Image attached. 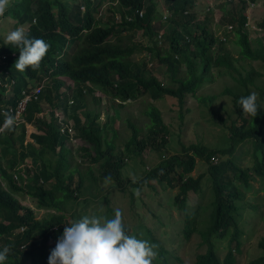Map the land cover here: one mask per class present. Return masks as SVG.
Returning a JSON list of instances; mask_svg holds the SVG:
<instances>
[{
  "label": "trees",
  "instance_id": "trees-1",
  "mask_svg": "<svg viewBox=\"0 0 264 264\" xmlns=\"http://www.w3.org/2000/svg\"><path fill=\"white\" fill-rule=\"evenodd\" d=\"M247 1L253 3L255 0ZM164 2L167 13L159 11L153 0H76L72 6L66 0H16L12 5L15 10L10 16L17 19L18 23H30L27 31L29 37L45 40L50 45V52L56 53L57 58L55 54L49 57L48 51L38 69L33 71L27 68L22 73L14 68V61L19 57L15 52L16 46L0 44V78L11 82L17 80L15 93L8 96L5 94L8 89L0 85V127L5 122V113L13 116L24 94H30L38 87L37 84L41 85L40 76L46 69H51V88L56 91L52 94L51 88L45 89L44 86L40 94L27 103L22 122L14 124L10 130L5 129L0 136V144H7V148L13 142L18 128V140L22 141L26 136V125L43 131L42 134H31L39 148L33 143L20 145L19 158L13 157L7 167L0 163V250L5 245L12 249L6 264H48L49 240L61 237L65 225L72 221V215H77L71 213L69 221L66 207L75 202L76 207H80L78 216H99L96 212H85L78 202L79 195L83 189H88L100 180L106 182L105 178L109 176L111 180L107 182H113L115 190H124L127 183H131L128 188L133 203L134 197L136 199L135 189H157L153 181L162 189L177 188V194L170 202L183 213L186 237L197 230L199 212L209 211L206 226L202 231L198 230L207 249L197 256L194 264H238L237 256L242 254L241 239L245 233L240 223L245 212L244 189L253 187L251 180L256 179V176L264 177V89L259 90L260 100L257 103L260 109L255 118L244 115L237 101L241 96L252 93L249 86L254 85L260 74L252 70L243 74L236 67V59L227 50L226 38L216 36L209 26L213 15L211 9L207 10L201 21L194 11L196 0ZM233 5L232 0H226L219 23L229 25L230 32L235 34L233 42L240 49L242 60L261 61L264 65V40L259 38L252 41L246 30V2L242 1L239 5V14ZM53 9H57L56 13ZM102 9H106L105 14L97 17ZM106 14L104 20L103 15ZM157 17L158 22H154ZM162 17L166 20H162ZM259 26L264 29V20ZM140 31L144 40H149L147 44L145 41H135L132 37H129L128 42L125 41L124 33ZM161 37L163 41L159 39ZM157 39L163 43L162 50L157 46ZM67 43L71 44V50L62 51V45L65 48ZM139 50L147 51L151 61L156 60L164 71V80L154 74L152 64L133 59ZM7 52L14 53L16 58ZM213 70L223 77L228 76L234 83L233 86L225 87L220 94L230 96L234 103L235 120L229 126L230 146L211 149L190 144L183 148L181 154L172 155L162 164L146 171L139 182H126L122 178V170L129 157L138 156L149 148L159 150L168 143V126L164 124L162 113L153 102L167 96L179 100L183 105L189 96L203 105L212 104L219 94L198 95V92L205 83L215 80ZM60 77H67L77 85L75 88L68 87L71 91L65 93L63 102L59 93L63 88ZM24 79L30 83L29 86L21 84ZM82 88H86L85 91ZM94 89L103 92L109 102L119 101L121 105L150 95L153 102L144 112L149 122L141 127L132 116L128 117L125 120L127 133L121 137L113 126L108 129V122L100 124L99 114L88 109L85 92L93 94ZM77 101L78 105H75ZM30 105L32 107L29 110ZM59 106H62L64 115L61 119L56 113ZM46 111H49L50 120L45 118ZM71 130L85 144L77 150L80 162L75 160L73 151L66 147ZM248 140L253 141L255 150V167L251 172L237 166L229 158L214 162L218 155H233L238 144ZM256 153L260 154V158H257ZM26 158H30L31 165L22 166ZM197 159L204 160L209 166L213 199L207 206L197 205L193 212H189V194L201 190L202 176L195 178L191 175ZM95 169L97 176L94 175ZM22 178L25 180L24 185L20 182ZM261 179L264 181V178ZM260 190L264 193V185ZM19 194L30 198L36 208L21 205L17 198ZM142 201L139 200V203L142 204ZM252 208L258 210V207ZM38 210H45L41 219L36 218ZM106 213L110 218L115 215L110 208ZM260 213L264 222V212ZM125 230L129 231L126 226ZM213 236L228 238V250L223 261L216 255L211 240ZM150 242L158 246L156 257L167 262L168 251L164 246L154 238ZM258 247L262 250L261 255L249 264H264V237Z\"/></svg>",
  "mask_w": 264,
  "mask_h": 264
},
{
  "label": "rangeland",
  "instance_id": "rangeland-1",
  "mask_svg": "<svg viewBox=\"0 0 264 264\" xmlns=\"http://www.w3.org/2000/svg\"><path fill=\"white\" fill-rule=\"evenodd\" d=\"M16 0H12L11 6L3 17H0V44L7 45L5 43V36L8 31L18 27L23 26L28 31V26L30 23L26 22L25 24L18 23V20L12 18L10 13L15 10L12 8V5ZM76 0H66L69 6H72ZM242 1L246 2L245 15L247 17V27L246 30L250 34L251 40L262 38L264 40V29L260 28L259 24L264 20V0H255L253 3L248 2L247 0H232L234 3L233 7L236 9V13L239 14L241 9L239 5ZM157 4L159 11L167 13L166 4L164 0H153ZM226 0H196L194 11L197 14V18L201 21L204 20L206 12L208 9L213 11V15L209 20V26L212 28L216 36L221 39L226 38L227 50L230 52L233 58H235L236 67L243 73L249 71H256L260 74L255 79L253 86H249L252 92L258 94L259 90L264 89V65L261 61H249L242 60L240 58L239 51L240 49L234 44L235 34L230 32L229 25H221L219 23L221 17L223 16V7L225 6ZM230 6H228L229 8ZM84 10V8H82ZM81 9L82 12H84ZM57 9H53V12L56 13ZM106 9H102L98 14L99 17L101 14H105ZM159 14V13H158ZM104 20L106 15H103ZM159 16V15H158ZM119 18V16H118ZM162 20H166L165 17H162ZM154 22H158L157 19ZM34 24V22L32 21ZM160 27V25H157ZM163 32V29L160 30ZM125 41H129V37H132L135 41H145L147 44L149 40L141 36V31L137 33L127 34L124 33ZM69 38L68 35L65 36ZM161 41L162 37L159 38ZM158 41L159 50L163 49V43ZM62 45L63 50H71L72 46L70 43ZM4 50V47L2 48ZM60 51V52H62ZM15 52L19 55V48L16 47ZM147 51L139 50L134 54L133 59L139 62H147L148 65H153V72L156 76H159L161 80H164V71L157 65L156 60L151 61ZM9 53V52H8ZM53 51L50 52L48 56L51 57ZM16 61H14L15 64ZM51 69H46L44 73L41 74V80L39 83L45 86V89H50L52 83V73ZM15 71H17L15 69ZM214 75L216 76L214 81L205 83L199 94L211 95V94H222L225 90V87L233 86L234 83L229 80L228 76L223 77L220 73H217V70H213ZM39 79L36 81L38 82ZM63 81V88L60 93V100L65 101V93L70 92L71 87L74 88L77 86L75 83H72L67 77H62L59 79ZM34 83V82H33ZM21 84L29 86L30 83L26 79L21 81ZM53 86V85H52ZM79 89V88H76ZM81 89V88H80ZM84 91L86 88H82ZM52 94H55V89H52ZM6 96L9 95V91H6ZM15 93V92H13ZM93 96V99L91 97ZM86 100H88V109H91L94 114H99V123L104 124L108 122L110 129L112 126L116 129L120 136L123 137L126 135L127 131L125 128L126 119L130 116L133 117L135 123L141 127H145L146 123L149 122V119L145 116V109L152 103V98L150 95H143L135 100L127 101L126 103H121L116 101L115 103L109 102L108 98L103 95V92L98 89L93 91V94L85 92ZM101 98V100L95 99ZM85 100V101H86ZM154 105L161 111L163 122L168 126L169 137L168 143L159 150H153L151 148L145 150L142 154L138 156L132 155L126 160L127 165L122 170V178L126 182L136 183L142 180L146 174V171L153 169L154 167L162 164L170 158L172 155L181 154L184 147H188L190 144H199L207 146L211 149H223L227 146H230L229 143V126L230 123L235 120L234 114V103L230 96L220 95L218 99L213 101L212 104L203 105L201 102H197L195 98L187 97L184 104L182 105L179 100L172 97H165L153 102ZM78 105V101L75 103ZM81 105V104H79ZM122 107H119V106ZM32 105H30L29 110ZM189 110V111H188ZM81 111V110H78ZM57 116L61 119L64 118L62 113V106H59V111L56 110ZM46 119H49V115L45 116ZM222 118L223 120H221ZM22 121V120H19ZM71 124L72 121L68 120ZM26 136L22 140H18L20 134V128H18L13 136V142L9 147L5 148L7 144H0V163L7 167L9 162L13 161L12 158H19V151L21 146H25L28 143H33L36 148H39L35 141L32 139V133L42 134L43 131H38L35 127L26 125ZM70 135L66 141V147L71 149L74 153L75 160L80 162L79 155L77 150L79 147L84 146V142L74 135V132L69 131ZM109 136H111V131H109ZM4 137V136H3ZM119 144V142H118ZM254 143L252 140L243 141L239 143L236 151L233 155L217 156L215 161L216 163L221 161H226L228 158L231 159L237 166L251 172L252 168L255 167L254 159ZM257 158H260V154L256 153ZM94 164V163H93ZM31 165L30 158H26L22 166ZM94 175L97 176V170H94ZM191 175L195 178L202 176V181L200 183L201 190L200 192L189 194L188 204L189 212H193V208H196L197 205L207 206L208 203L213 199L212 192L210 190L212 180L209 177V166L204 160L197 159L194 171ZM260 176H256V179H252L253 187L251 189H244V201L245 203V212L242 225L244 226V235L241 239L242 245V254L237 256L238 264H249L250 261L259 257L262 253V250L259 249L258 244L260 240L264 237V222L261 218V211L264 212V193L260 188L264 185ZM237 178L235 179V182ZM21 184H25V180L22 178L20 180ZM156 190H152L150 187H145L141 190L140 195L134 197V203L132 202L133 198L130 195V186L127 183V187L124 190L118 188L115 190L116 185L113 182H104L98 181L97 183L89 186L88 189H83L82 193L79 195L78 202L81 203V206L84 207L85 212L91 214L96 212L99 217L110 218L107 216L106 211L110 208L113 212L115 209L119 208L122 212V218L124 225L129 229V234H135L138 238L151 241L152 238L158 240V242L164 246L168 251L166 253L167 262H163L156 257L152 264H194L196 262L197 256L206 252L207 245L203 242L202 235L198 230H203L206 226L205 221L209 215L208 210H201L197 216V223L195 229L190 237H186L184 234V220L183 213L178 211L171 204V199L177 194V188L166 187L162 189L155 181L152 182ZM85 184L88 186V180ZM17 198L20 200V204L24 206H33L35 207L34 202L28 198L23 197L22 195H17ZM139 200H143L142 204L139 203ZM136 201V203H135ZM258 207L257 209H253ZM76 213L77 215H72V220L80 219L83 216H78L80 213V207H76V203L70 204L66 207V213L70 221L71 213ZM45 215V210L36 211V218L41 219ZM88 215V216H92ZM97 216V215H95ZM239 220V218H238ZM68 221V222H69ZM57 238L50 239L48 242L49 253L56 246ZM211 240L214 245V249L217 257L220 261H223L227 253V240L228 238H218L217 236L211 237Z\"/></svg>",
  "mask_w": 264,
  "mask_h": 264
},
{
  "label": "clouds",
  "instance_id": "clouds-1",
  "mask_svg": "<svg viewBox=\"0 0 264 264\" xmlns=\"http://www.w3.org/2000/svg\"><path fill=\"white\" fill-rule=\"evenodd\" d=\"M11 2L12 0H0V17L8 11ZM5 43L19 48V57L14 68L22 73L27 68L33 71L38 69L50 49V45L42 38L29 37L23 26L8 31ZM8 54L16 58L14 53ZM0 84L6 86L8 89L6 91L11 95L15 92L17 80L11 82L9 79L0 78ZM37 85L41 92L44 86ZM257 101L258 94L252 92L247 96H241L237 103L244 115L255 118L260 109ZM48 112L46 111L45 116ZM19 123L15 121L14 114L12 116L5 113L4 126L0 127V132L10 130L14 124ZM105 180L107 182L111 177H106ZM140 191L139 188L135 189V195L139 196ZM114 212L113 218L85 215L65 225L62 236L58 238L56 246L50 252L48 264H152L157 256L158 246L138 238L135 234H129L125 230L121 210L117 208ZM11 251L9 245L3 246L0 250V264H6Z\"/></svg>",
  "mask_w": 264,
  "mask_h": 264
},
{
  "label": "built area",
  "instance_id": "built-area-1",
  "mask_svg": "<svg viewBox=\"0 0 264 264\" xmlns=\"http://www.w3.org/2000/svg\"><path fill=\"white\" fill-rule=\"evenodd\" d=\"M1 85V84H0ZM6 87V86H5ZM40 89L41 88H37L35 89L33 92H32V95H28V94H25L24 98L19 102L15 112L13 113L14 114V119L17 123H19L22 118V115L26 109V106H27V103L31 100L32 96H34L35 98L38 96V93L40 92ZM4 126V125H3ZM2 126V127H3ZM1 133L0 132V136H1Z\"/></svg>",
  "mask_w": 264,
  "mask_h": 264
}]
</instances>
